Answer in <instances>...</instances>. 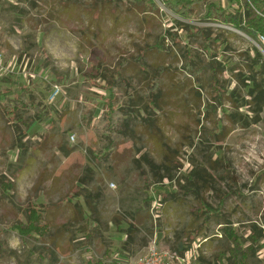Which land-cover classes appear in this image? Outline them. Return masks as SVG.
<instances>
[{"label":"rangeland","instance_id":"rangeland-1","mask_svg":"<svg viewBox=\"0 0 264 264\" xmlns=\"http://www.w3.org/2000/svg\"><path fill=\"white\" fill-rule=\"evenodd\" d=\"M169 1L176 2L153 0L159 11H150L146 0H0V30L12 32L0 64V92L11 88L28 99L25 86L47 112L43 119L26 113L23 123L0 110V175L15 184L10 193L0 187L2 264H85L107 250L119 264H140L152 247L179 253L181 244L187 250L173 264H232L229 227L249 248V263L264 264V106L259 118L250 111L248 80L254 48L264 54V39L204 20L202 4L194 20H182ZM208 1L237 8L231 0ZM180 21L218 36L210 52L228 67L220 78L244 107L237 110L227 96L219 104L208 76L198 84L185 70V47L205 61L208 56L202 39L188 40ZM160 39L165 48L148 54L153 67L168 68L164 100L151 114L154 125L132 123L131 139L114 136L107 154L111 135L99 124L102 104L91 127L82 120L83 104L109 93L104 82L89 78L91 65L113 69ZM125 73L144 87L134 64ZM55 85L60 90L51 98ZM117 92L126 97L123 85ZM223 110L236 111V118L230 121ZM159 183L186 187L162 200L155 195ZM199 199L214 208L223 203L222 215L203 225ZM29 203L41 206L52 231L24 245L10 227ZM33 247L52 257H38Z\"/></svg>","mask_w":264,"mask_h":264},{"label":"trees","instance_id":"trees-1","mask_svg":"<svg viewBox=\"0 0 264 264\" xmlns=\"http://www.w3.org/2000/svg\"><path fill=\"white\" fill-rule=\"evenodd\" d=\"M150 11H159L158 5L153 0H146ZM175 3L168 2L172 9L178 14L182 20L191 21L197 16L196 6L202 4L205 8L202 17L206 21H217L224 24H229L236 29L244 30L249 36L258 39L264 38V0H231L237 4V8L233 11L217 5L208 0H175ZM100 14H98L99 16ZM181 27L184 29L186 38L189 40L191 37H200L203 42L205 53L208 60L198 56V51L192 47H185V70L195 78V83L202 84V79L205 75L208 76L211 87L213 88V98L221 105L222 99L227 96L229 101L233 103L234 108L237 110L244 107L246 104L240 102L236 90H229L225 87L224 80H221L220 75L223 74L228 67L223 65L216 59V55L210 52L211 41L217 40L218 36H212L207 28L197 27L180 21ZM12 32L0 30V53H6V42L11 36ZM176 38L175 43H182V40ZM165 48L164 39L157 40L153 45L139 49L137 56L132 59L121 60L113 69L108 68L101 62L92 63L91 69L94 73L90 75L93 83L97 79L105 84L102 86L108 95L98 96V100L85 103L82 106L83 114L82 120L85 125L91 127L94 121V113L98 104H102V111L99 116V124L105 125L110 133V141L107 144V154L113 151L115 144L114 136H120L121 139H131L126 137L131 129V124L143 125L146 128L154 125V119L151 114L154 109L160 108L164 100L163 82L164 76L168 73V68L164 66L153 67L148 61V54L153 51H160ZM253 65L250 67V76L248 80L252 83L250 96L252 101L249 102L253 105L250 111L259 118L264 106V54L257 48H254ZM132 63L141 74L145 85L139 88V84L134 77H129L125 73V69ZM11 80H9L10 82ZM100 82L99 85H102ZM123 85L126 88V97L121 98L118 95L117 87ZM25 93H30L31 97L28 99L22 98L21 95L13 92L11 88H7L0 92V96L4 98V102H0V110L9 117L15 119L17 122L21 121L26 123L25 114L34 113V116L43 119L46 116V110L41 107L43 103L34 96V92L29 88L22 86ZM224 115L228 119L234 120L237 112L233 111ZM255 122L256 118L254 119ZM163 181V180H161ZM179 190H174L172 185L157 184L154 189L156 190V197H162V200L170 199L179 191L185 189L186 184H179ZM0 187L2 192H13L15 184L10 178L4 174L0 175ZM6 197V196H5ZM3 204L2 197H0V206ZM223 203L214 208L205 200L199 199L198 212L203 216V225L209 223L212 218L222 215ZM23 219H16L11 224V229L17 231L21 243L24 245L28 243L29 239H45L50 236L52 227L46 220L45 213L41 206L36 203L27 204L21 211ZM3 230H0V236ZM226 236L234 244V262L232 264H250L249 263V248H244L243 242L239 234L231 227L226 228ZM256 240L255 237L252 236ZM0 264L2 258L7 252V248L0 240ZM180 255H184L187 248L184 244L178 248ZM33 254L38 257L46 259L52 257L49 251L43 252L40 247H33L31 249ZM85 264H119V262L112 260V251L107 250L104 258L95 260L94 258L88 259Z\"/></svg>","mask_w":264,"mask_h":264},{"label":"built area","instance_id":"built-area-1","mask_svg":"<svg viewBox=\"0 0 264 264\" xmlns=\"http://www.w3.org/2000/svg\"><path fill=\"white\" fill-rule=\"evenodd\" d=\"M262 39H264L262 37ZM3 63V53H0V64ZM60 88L58 85H55L52 90L51 98H54ZM182 256L178 252H174L169 249H158L157 247L150 248L148 255L145 258H142L140 264H173L174 259H180Z\"/></svg>","mask_w":264,"mask_h":264}]
</instances>
